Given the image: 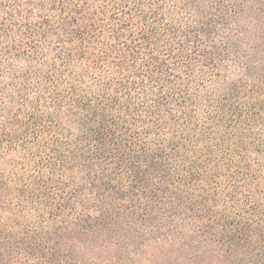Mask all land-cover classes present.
Wrapping results in <instances>:
<instances>
[{
  "label": "trees",
  "instance_id": "1",
  "mask_svg": "<svg viewBox=\"0 0 264 264\" xmlns=\"http://www.w3.org/2000/svg\"><path fill=\"white\" fill-rule=\"evenodd\" d=\"M0 264H264V0H0Z\"/></svg>",
  "mask_w": 264,
  "mask_h": 264
}]
</instances>
